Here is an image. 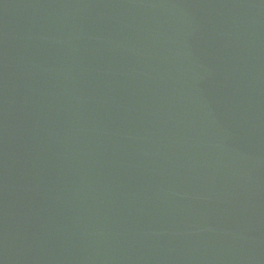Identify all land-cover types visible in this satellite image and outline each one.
<instances>
[{
	"label": "water",
	"instance_id": "1",
	"mask_svg": "<svg viewBox=\"0 0 264 264\" xmlns=\"http://www.w3.org/2000/svg\"><path fill=\"white\" fill-rule=\"evenodd\" d=\"M0 264H264V0H0Z\"/></svg>",
	"mask_w": 264,
	"mask_h": 264
}]
</instances>
